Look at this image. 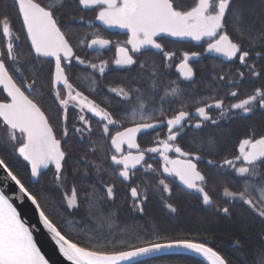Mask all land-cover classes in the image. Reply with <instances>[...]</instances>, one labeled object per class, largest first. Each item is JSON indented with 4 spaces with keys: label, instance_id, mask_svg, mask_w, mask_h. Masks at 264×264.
<instances>
[{
    "label": "snow or ice",
    "instance_id": "6c2138e0",
    "mask_svg": "<svg viewBox=\"0 0 264 264\" xmlns=\"http://www.w3.org/2000/svg\"><path fill=\"white\" fill-rule=\"evenodd\" d=\"M11 6L21 24L19 32L13 27L7 0H0V91L5 94L0 100V131L4 134L0 145L27 162L30 181H39L42 170L51 167L54 186L63 190L62 199L70 214L80 210L82 197L85 204L93 199L114 202L116 182H129L142 170L156 180L155 188L164 194V207L170 213L178 211L171 202L173 188L168 178H173L184 190L198 193L204 206L231 216L233 202H240L264 223V132L250 128L238 141L237 151L220 159L209 154L215 151L216 141L200 135L204 128L219 127L222 121L264 111V0H194L190 7H184L181 0H11ZM72 8L93 30L79 35L61 23L60 16L66 12L77 18L71 14ZM87 10L94 12V21H85ZM95 21L106 29L125 31L127 39L115 44L112 63L129 70L137 65L141 70L151 68V90L137 87L131 80L109 84L107 92L119 99L113 102L103 97L104 106L97 102L96 94L104 87L102 79L109 67L107 60L99 58L113 42L100 34ZM166 38L203 42V52L179 54L176 70L183 81L195 82L197 73L192 62L204 55L221 57L238 67L235 71H216L214 65L206 82L209 94L186 95L188 89L179 81H170L157 101L162 68H171L177 56L166 50ZM85 50H93L99 62L82 57L80 52ZM149 53L159 54L161 64L151 61L150 56L138 60ZM73 64L90 69L77 77L90 82L89 94L71 81ZM246 77L261 83L241 97L240 81ZM168 98L179 107L164 108ZM152 133L151 142L142 146L138 138ZM190 133L191 143L182 144ZM74 152L80 154L76 164L82 161L84 176L92 169L97 176L109 173L114 178L112 183L102 182L103 193L94 185L91 192L78 193L75 183L68 191L66 166L69 160H75ZM205 160L217 173L230 170L243 178L239 188L225 184L224 206L212 196L210 175L200 168ZM0 169L6 173L5 179L10 178L17 186L16 199L22 202L26 197L35 206L39 223L68 264H138L141 258L174 249L199 255L207 264H230L206 241L194 238L154 234V238L138 237V243L126 246L121 241L117 247L111 241L101 243V236H89L85 244L64 233L63 218L58 222L49 214L45 207L48 201L42 202L14 174L2 154ZM75 172H80L79 166ZM148 188L147 182L143 189L139 185L130 188L133 211L145 212ZM101 218L110 217L101 213ZM66 223L71 225L72 220ZM234 244L241 249L244 246L240 238ZM253 255L254 264H264V249ZM0 264H48L37 247L32 227L22 220L4 191H0Z\"/></svg>",
    "mask_w": 264,
    "mask_h": 264
},
{
    "label": "trees",
    "instance_id": "16d2710c",
    "mask_svg": "<svg viewBox=\"0 0 264 264\" xmlns=\"http://www.w3.org/2000/svg\"><path fill=\"white\" fill-rule=\"evenodd\" d=\"M7 2L8 8L12 9L9 0H7ZM39 2H41V0H39ZM70 12L76 15L77 18H71V15L66 12L60 16L62 24H64L66 20L65 16H67V18L71 20V29L79 35L93 30L87 29L83 26L84 24L79 23V13L76 12L75 8L70 9ZM88 20H94L93 12L85 14V21ZM14 29L16 30L15 26ZM166 49L177 51V45H166ZM80 55L93 60V62H99L95 57V53H89L87 50L80 52ZM149 56L151 61H155L157 65L161 64L162 59L160 56L149 53L146 55V59H148ZM99 59L109 62V67L102 79V85H104V87L99 89L96 94L97 102L101 103L102 106L106 103L103 97H109L113 102L119 99L115 97L114 94L107 92V85L125 84L128 80H133L137 75H140L139 71H141V74L144 72H151V68L141 70L138 68V65L134 66L131 70L116 69L112 63V50L102 53ZM88 71H90V69H85L81 65L73 64L71 66V72L69 73L74 86L85 91V94H89L87 88L90 82L77 79V77H81L82 74ZM162 72H165V68H162ZM171 76L172 74L167 72L169 82L170 80L172 81ZM162 79L163 77H160L157 82V87L159 89L157 101L159 100V95H163V86L161 85ZM141 88L151 90V87L148 89L144 84ZM165 103L168 105L165 106ZM175 104L176 102L172 101L171 98L164 102L163 107L171 109L175 107ZM230 134L231 136L235 135L234 131ZM3 137L4 134L0 131V140L1 138L3 139ZM153 137L154 133L151 135H142L138 139L142 146H146L151 142ZM218 143L219 145L216 149L224 151L231 157L235 144L232 139H218ZM0 154H2L3 158H6L14 174H18V178H20L33 193L37 194L42 202L44 200L48 201L45 207L49 214L58 218V222H61L59 218H63L61 227L64 233L70 235L73 239L82 240L85 244L89 242V236H101V243H108L111 241L117 247L120 246L121 241H124L126 246L127 243H138V237L154 238V234L160 235L161 237L194 238L206 241L214 250L219 251L228 258L230 264H254L253 254L260 249H264V239H261V234L264 233V223H261L258 218H254V214L247 209V206L240 204V202H233L232 215L225 216L215 211L213 207H205L200 203L198 197L194 193L184 190L175 181L168 179L173 188L171 202L178 208L177 213L173 214L164 207V200L162 199V195L164 194L156 190V180L150 179V174L146 175L142 170H138L136 176L133 177L129 185L125 182H116V199L114 202L93 199L89 204H85L82 197L79 201L80 210L69 214V210L66 208L62 199L63 190L52 187L49 184L48 180L51 175L53 176L52 169L46 171L39 181L33 184L30 181V166L26 161L14 154L9 147L3 145H0ZM73 154L75 160H69L66 166L69 180L68 191L70 192L71 184L75 183L78 193L91 192V186L93 185L100 193H103L104 188L102 182L112 183L114 181L111 174L101 173L97 176L94 170L89 169V174L84 176L82 161L79 165L76 164V161L80 160V154L76 152ZM216 158L220 159L218 156H216ZM77 166L80 167L79 173L75 172ZM145 182L149 184L147 190L148 200L144 205L145 212L140 214L132 210L133 202L129 191L131 187L137 185L143 189ZM241 183V178L236 177L232 172L227 175V177L216 173L215 176L209 178L211 194L221 206H224L222 190L225 184L236 189L241 186ZM212 186H214V188H212ZM101 213L104 217L110 218L102 219ZM67 220H72V224L68 225L66 223ZM236 238H240L243 241L244 246L242 249L234 244ZM92 242L95 243V240ZM138 264L205 263L190 256L168 255L153 258Z\"/></svg>",
    "mask_w": 264,
    "mask_h": 264
},
{
    "label": "flooded vegetation",
    "instance_id": "af4514ba",
    "mask_svg": "<svg viewBox=\"0 0 264 264\" xmlns=\"http://www.w3.org/2000/svg\"><path fill=\"white\" fill-rule=\"evenodd\" d=\"M9 2L11 3V0H9ZM193 2H194V0H183V1L181 0V3L184 7L192 6ZM41 3H43V0H41ZM9 10L11 11L13 27L15 26L16 31L19 32L21 29L20 21L17 19L15 11L13 9H9ZM92 12L93 11L89 10L86 13H92ZM65 19L66 20H65L64 24L68 25L71 28V26H70L71 20L69 18H67V16H65ZM94 20H95V14H94ZM79 23L84 24L83 26L85 28L89 29V26L87 23L81 22V20H79ZM95 24L97 27H99L101 29L100 34L104 38L110 39L113 42L112 46H110L107 49L102 50V53L112 50L113 51V60H114V58L116 56L115 44L117 42L123 43L127 39V35H126L125 31L120 30V29H106L102 25H100L98 21H95ZM2 40H3V38L0 37V42H2ZM164 43H165V47H166V45H171V44L177 45V51H174L172 49L170 50V51L176 52L177 56L172 61V67L171 68H165V72H163V76H162L163 79H162L161 85L164 87L165 85H167L169 83V79L167 77V72H168V73L172 74V76H171L172 81H179L183 85V87L188 89V92L186 93V95H193L194 94L196 96H200V95L209 94V92L211 90L207 87L206 82L209 81L210 74L214 70V68H213L214 65L217 66L215 68L216 71H220V70L228 71L229 68H231L232 71H235V68L238 67V64H233V62L223 60V58H221V57H215V56L210 55V54L204 55L199 60L192 62L193 65L195 66V70L197 73L196 78H195V82L183 81L182 78L180 77L179 73L176 70V65L180 62V55L179 54L184 52V51L203 52V46H202L203 42L197 43V42L191 41V40L177 41V40H173L172 38H166ZM87 51L89 53H95L93 50H87ZM153 52H154V50H153ZM155 55L160 56L159 54H155ZM146 58H147L146 56H140V57H138V60L143 61V59H146ZM161 59H162V57H161ZM115 68L118 70H129L126 68H118L116 66H115ZM139 72H140L139 73L140 75H137L135 77L136 79H133L131 81H133V83L135 84V82L137 80H140L141 81L140 83H142V85L144 84V86L149 89L152 85V80L149 79V77L151 76V72H147V73L144 72L142 74H141V71H139ZM260 83L261 82L258 80H252V79H249L247 77L244 80L240 81L239 91L241 92V97L243 95L247 94L248 92L252 91L255 87H258L260 85ZM3 98H4V93L2 91H0V100H2ZM169 99H171V98H169ZM167 105L168 104L165 103V106H167ZM178 107H179V103L176 102L175 107H173V108H178ZM252 127H255L258 133L264 132V111L256 110L254 113H252L248 116H237L233 119L222 121L219 127L211 126V127L204 128L200 132V135H202L206 138H211V139L216 141L215 151L211 152L209 154L214 155L215 157L218 156L221 158L223 155H228V154H226L224 151L216 149V147L219 145L218 139H222V138H226V139L231 138L232 139V141L235 143L234 149L232 151V155H233L238 149V141L240 139H243L244 136L246 134H248V130ZM232 131H234V133H235L234 136H231V134H230V133H232ZM190 136H191V133L189 136H185L184 139L181 141V143L182 144H190L191 143ZM205 147H208V145H205ZM200 168L203 172H205L206 174H209L210 178L215 176L217 173V170L206 165V160L201 161ZM230 173H231L230 170H221L218 173V175L220 174V175L227 177V175H229ZM168 179L173 180V178H168ZM241 180H243V178H241ZM175 182L177 183V181H175ZM126 184L129 185L130 181ZM191 193H194L198 197L200 203L202 204L199 194H197L195 192H191ZM129 194H130V191H129ZM130 196H131V194H130ZM205 207H210V206H205Z\"/></svg>",
    "mask_w": 264,
    "mask_h": 264
},
{
    "label": "water",
    "instance_id": "95a60500",
    "mask_svg": "<svg viewBox=\"0 0 264 264\" xmlns=\"http://www.w3.org/2000/svg\"><path fill=\"white\" fill-rule=\"evenodd\" d=\"M49 169H51V167ZM49 169L42 170V175ZM5 177H6V173H4L2 169H0V191H4L7 195H9V197L12 198L14 206L17 208L22 220L27 225L32 227L33 234H34V240L37 244V247L41 250L42 255H44L45 258L47 259L48 264H68V262L64 259V257L60 254L59 249L56 246L55 242L51 239L50 234L39 223V216L35 210V206L32 205L31 202L28 201L26 197L23 198L22 202L16 199V196L18 195V188L14 184V182L10 180V178L5 179ZM36 182L38 181L31 180V183L33 184ZM177 183L179 184L178 181ZM180 186L183 188L182 185ZM168 255L190 256V257H194L204 262L205 264H207V261H205L199 255H196L194 253H191V252H188L182 249H174L170 252L156 253L151 257L141 258V260L138 263L147 261L153 258L163 257V256H168Z\"/></svg>",
    "mask_w": 264,
    "mask_h": 264
},
{
    "label": "rangeland",
    "instance_id": "374dc122",
    "mask_svg": "<svg viewBox=\"0 0 264 264\" xmlns=\"http://www.w3.org/2000/svg\"><path fill=\"white\" fill-rule=\"evenodd\" d=\"M141 81L140 80H137L136 82H135V85L137 86V87H142V83H140ZM169 99V98H168ZM1 140H2V138H1ZM49 184H50V186H52V187H55L54 186V179H53V176L51 175L50 176V178H49ZM66 205V204H65Z\"/></svg>",
    "mask_w": 264,
    "mask_h": 264
}]
</instances>
